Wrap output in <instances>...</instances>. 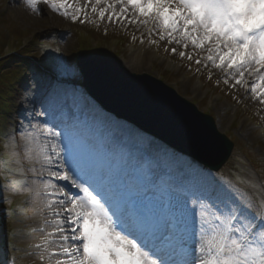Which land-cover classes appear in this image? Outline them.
Wrapping results in <instances>:
<instances>
[{"label": "snow or ice", "instance_id": "6c2138e0", "mask_svg": "<svg viewBox=\"0 0 264 264\" xmlns=\"http://www.w3.org/2000/svg\"><path fill=\"white\" fill-rule=\"evenodd\" d=\"M20 2L37 15L41 4L65 17L73 7L67 0ZM88 6L99 20L107 13L109 22L144 27L150 43H157L151 39L157 35L179 46L184 49L179 57H195L209 79L215 69L225 85L264 105V0H94ZM83 10L77 3L74 22ZM171 52L177 54V48ZM94 71H106L102 59ZM70 102L75 103L74 92L54 94L48 111L36 113L50 115L49 123L29 116L0 126V201L10 203L4 192H20L22 215L36 203L41 212L48 211L38 231H51L34 245L36 259L48 264L53 259L54 264H264V181L213 178L196 167L165 180L130 150L78 122H58L56 110ZM53 180L68 182L83 195L73 196ZM238 184L252 188L253 195ZM0 264H16V257Z\"/></svg>", "mask_w": 264, "mask_h": 264}, {"label": "rangeland", "instance_id": "374dc122", "mask_svg": "<svg viewBox=\"0 0 264 264\" xmlns=\"http://www.w3.org/2000/svg\"><path fill=\"white\" fill-rule=\"evenodd\" d=\"M78 1L80 6L83 0ZM87 1L84 0L82 3L84 10L74 22L71 17L75 11V4L67 9L68 16L65 17L43 4L39 6L41 14L37 15L27 10L20 0H0V33L6 24L16 26L22 38L20 44L23 46H18L10 38L4 48L5 56L2 60L6 57H14L19 68H24L21 61H26L27 65L38 73L36 70L38 67L34 66L32 59L27 57L33 58L40 64L39 55L46 50L52 56L50 58L52 65L43 66L55 75V78L49 81L48 76L43 79L38 74L39 79L34 78L30 87H26L25 79L23 86L26 89V95L21 97L23 102L21 108L0 100V106L8 111L5 118L0 117V126L7 127L11 122L29 116L33 118V122H39L42 125L49 123L50 115L36 117V113L42 110L48 111V102L54 94L63 95L67 92L66 90H69L75 93V103L70 102L69 106L67 105L69 110L64 111L68 121L78 122L80 126L99 137L107 138L130 150L134 156L138 157L137 159L151 167L165 180L169 177L176 178L191 167H196L205 173H210L213 178L231 179L233 177L235 181L239 177L242 180H254L257 183L264 181V105L254 100L250 93L245 98L238 87L233 89L230 85H225L221 80L222 73L215 69L212 70L211 79H209L208 70L196 65L195 57L192 61L179 57L178 52L184 50L179 46L169 45L167 41H159L157 35L151 37L157 43H150L148 32L144 27L138 29L135 25L126 24V20L122 23L109 22L107 17L99 20L97 13H93L90 6L84 7ZM81 20L84 22L81 23ZM35 40L36 43H34ZM42 41L50 42L48 48L40 45ZM173 47L177 48V54H172ZM83 50L84 54L95 51L100 55L115 57L122 63L123 68L131 66L133 61L141 58L146 65L140 68L134 67L131 74L147 75L162 82L182 98L184 103L188 102L199 113L210 116L218 133L226 136L234 144L229 161L217 173L208 172L191 161L188 162L189 164L175 163L168 154L167 148L158 141L138 133L133 127L116 123L109 116H103V113L97 111L93 103L80 91L82 78L76 67L75 58ZM185 51H191V48ZM20 55L22 57H18ZM62 67H67L71 71L63 73L60 71ZM4 70L5 68L0 66V72ZM15 94V92L12 94L14 98H16ZM33 94H37L39 99L36 97L37 100H34ZM41 107H43L42 110ZM3 114L0 112V115ZM19 115L25 117L19 118ZM223 172H229V174ZM53 182L61 185L59 181L53 180ZM237 186L248 195L254 193L252 188L244 184ZM65 190L72 195L69 189ZM3 196L7 197L10 203L3 205L0 203V216L1 212L8 215L12 213L13 208L17 207L15 216L10 215L5 220L7 222L0 220V232L2 233V229L6 227L10 232L7 240L19 250L9 258L15 256L17 264H48L47 260L41 261L35 258L37 250L34 248V245L41 243L43 236L51 231V228H45L44 233L38 231L43 226L42 216L45 218L48 216L47 209L41 212L42 206L36 203L28 207L22 215V202L25 196L20 192L15 194L4 192ZM2 206L8 207L2 210ZM17 230H20V233L15 237ZM2 243L4 245V242ZM2 243H0V260L7 261L9 258L4 252ZM49 251H55V248L50 247Z\"/></svg>", "mask_w": 264, "mask_h": 264}, {"label": "water", "instance_id": "95a60500", "mask_svg": "<svg viewBox=\"0 0 264 264\" xmlns=\"http://www.w3.org/2000/svg\"><path fill=\"white\" fill-rule=\"evenodd\" d=\"M106 71H94L100 60ZM87 93L107 112L152 135L179 153L218 171L232 145L215 130L212 120L193 117V107L162 83L133 75L112 57L83 54L77 59Z\"/></svg>", "mask_w": 264, "mask_h": 264}, {"label": "trees", "instance_id": "16d2710c", "mask_svg": "<svg viewBox=\"0 0 264 264\" xmlns=\"http://www.w3.org/2000/svg\"><path fill=\"white\" fill-rule=\"evenodd\" d=\"M3 28L4 30L0 33V66L1 68H5V70L0 72V100H3L11 105L12 102H18L21 96H24V94L26 95L25 91H23L22 89L24 87L22 85L24 84L25 79L27 78L26 76L30 75L31 69L30 65L28 66L26 61H21L23 62L24 68H19V65L16 64L18 62H15L16 58L14 57H7L6 59L2 60L5 56L4 48L7 46L10 38L11 41L14 40V42H16L18 46L20 45V47H23L22 44H20V40L22 38L19 34V31L16 30V26L6 24ZM34 43H36V40L34 41ZM48 44L50 45V42L48 41L40 42V45L43 47L48 48ZM51 57L52 56H50L46 52V50H44L39 55L41 62L40 64H47L48 66H51ZM27 86H29V84H27ZM14 92L16 93V98L12 96Z\"/></svg>", "mask_w": 264, "mask_h": 264}, {"label": "bare ground", "instance_id": "6f19581e", "mask_svg": "<svg viewBox=\"0 0 264 264\" xmlns=\"http://www.w3.org/2000/svg\"><path fill=\"white\" fill-rule=\"evenodd\" d=\"M67 2L69 3V4H75V5H77V3L79 4V1L78 0H67ZM84 2V0L82 1V3ZM87 2H90V3H94V0H88ZM81 3V5H80V7H82L83 6V4ZM105 17H107V13L105 14ZM144 56H145V54H144ZM132 65H133V67H132ZM143 65H146V64H144V62H143V60L140 58V60H138V59H136L135 61H133L132 63H131V66H127L126 68H125V70L127 71V72H129V73H131L133 70H134V67L135 68H140V67H142ZM253 102V101H252ZM58 130V129H57ZM136 158H138V157H136ZM61 182H63V186L65 187V189L66 188H69V190H71L72 191V195L73 196H82L83 195V193H80L79 192V190L77 189V188H74L70 183H68V182H65V181H61ZM3 183V182H2ZM2 209H3V207H2Z\"/></svg>", "mask_w": 264, "mask_h": 264}]
</instances>
